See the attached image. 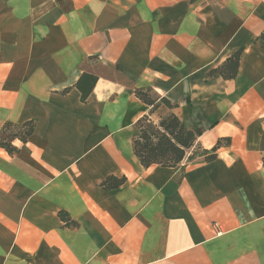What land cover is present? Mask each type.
<instances>
[{
    "label": "crops",
    "instance_id": "1",
    "mask_svg": "<svg viewBox=\"0 0 264 264\" xmlns=\"http://www.w3.org/2000/svg\"><path fill=\"white\" fill-rule=\"evenodd\" d=\"M261 35L264 0H0V129L36 121L0 147V264H264ZM134 87L205 128L191 158L142 165Z\"/></svg>",
    "mask_w": 264,
    "mask_h": 264
},
{
    "label": "trees",
    "instance_id": "2",
    "mask_svg": "<svg viewBox=\"0 0 264 264\" xmlns=\"http://www.w3.org/2000/svg\"><path fill=\"white\" fill-rule=\"evenodd\" d=\"M259 39L260 45L264 48V35H261ZM243 54L244 48L241 47L220 65L211 69L208 75L221 76L224 79L235 78ZM96 79L97 77L93 75V82ZM90 90L82 92L83 100L86 99ZM133 91L139 99L150 106L149 113L137 120V133L133 139L134 152L142 165L149 167L153 164H159L165 167H175L185 158H191L190 150L204 133L205 128L201 124L189 126L174 112H170L158 122H154L151 115L161 104H165L170 108H174L178 104L173 103L166 96L157 94L151 87H134ZM35 127L36 121L34 119L21 123L6 121L0 129V147L6 149L10 154L19 152L20 148L14 145V141L20 140L22 143H26L34 133ZM220 144L221 139L211 150H206L205 158L208 160L214 159ZM261 149L264 150V134L261 140ZM125 181V177L109 176L102 181L101 186L105 189H115L124 184ZM59 215L65 219L67 225H77L76 221L72 220L66 213L60 212Z\"/></svg>",
    "mask_w": 264,
    "mask_h": 264
},
{
    "label": "rangeland",
    "instance_id": "3",
    "mask_svg": "<svg viewBox=\"0 0 264 264\" xmlns=\"http://www.w3.org/2000/svg\"><path fill=\"white\" fill-rule=\"evenodd\" d=\"M124 77L122 78L126 83H131L132 82V77L130 76H125L123 75Z\"/></svg>",
    "mask_w": 264,
    "mask_h": 264
}]
</instances>
